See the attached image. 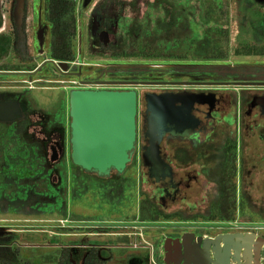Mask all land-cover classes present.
<instances>
[{
  "label": "rangeland",
  "instance_id": "1",
  "mask_svg": "<svg viewBox=\"0 0 264 264\" xmlns=\"http://www.w3.org/2000/svg\"><path fill=\"white\" fill-rule=\"evenodd\" d=\"M22 3L23 0H0L1 71H30L50 59L46 0H25L26 11L21 8ZM258 5L257 0H77L76 58L75 64H69L74 73H63L54 62L48 61L43 70L33 74L32 80L25 73L0 74V91H14L33 106L35 101L41 100L37 109L42 108L41 111L49 115L53 113L57 125L65 128L68 135L67 96L72 89L67 90L69 87L65 85L70 84L63 81L79 80V72L83 79L90 80L167 81L172 78L173 69L211 73L212 69L231 67L236 77L219 79L264 81V55L244 53L248 48L241 44L264 50V17L259 25L251 21L254 11L264 10ZM246 13L249 16L245 18ZM24 14L26 42L25 52L21 54L13 47V18L20 24ZM95 14L101 22L100 28L110 31L117 40L107 49L92 35ZM207 34L220 41L217 49L216 45L206 44ZM220 50L228 56L209 59L202 54ZM198 76L218 79L208 74ZM176 78L184 76L176 75ZM138 87L144 91L146 87L166 86ZM59 99L62 102L57 106L55 102ZM18 127L19 121L0 123L1 172L10 177L16 175L20 185L15 193L10 191L11 184L0 181V233L14 235L11 245L18 249L17 264H57L64 247H71L73 264H83L91 247L98 249L106 264H166L165 240L186 232H197L205 237L223 232H253L264 238L263 144L259 145L262 150L254 154L242 150L237 168L240 201L233 220L212 218L215 203L211 204V200L216 189L205 179L201 187L189 194L186 202L179 201L168 208L156 201L160 214L155 220H145L141 206L144 199L152 197V179L142 171L138 154L121 174L113 171L110 176H99L85 172L80 179L70 155L60 163H52L48 157L43 159L42 154L35 151L32 134L20 132ZM200 166L195 164L193 168ZM46 177L56 185L52 195L38 194L33 189L37 180ZM122 177L127 179L128 186L123 198L106 197L107 190L101 189L99 183ZM64 183L67 185L66 202L62 197ZM57 192L61 199L55 206ZM173 211L192 216L182 218L174 213L165 218V214L171 215ZM263 256L262 249L261 261Z\"/></svg>",
  "mask_w": 264,
  "mask_h": 264
},
{
  "label": "flooded vegetation",
  "instance_id": "2",
  "mask_svg": "<svg viewBox=\"0 0 264 264\" xmlns=\"http://www.w3.org/2000/svg\"><path fill=\"white\" fill-rule=\"evenodd\" d=\"M94 23L99 29L92 35L98 39L102 47L107 49L115 45L117 40L110 31V38L106 42L101 40L100 32L104 29L100 28L101 22L97 20L96 14L93 16L92 26ZM79 43H82L81 38ZM45 61L34 70L25 72L0 70V74L25 73L32 80L33 74L43 70V65L47 63ZM68 67L66 68L68 71L59 70L66 74L74 73L72 67L69 65ZM230 68L212 69L211 73H203L200 70L192 73L188 68L173 69L172 78L166 81L167 84H163L166 87L152 89L146 87L144 91L138 87V134L135 155L140 156L144 174H148L152 179L153 198L151 199L154 202H161L168 208L179 201L186 202L189 194L205 179L212 182L216 189V194L212 196V204L221 200L218 181L229 178L236 186V202L239 203L237 182L240 172L237 168L240 167L242 150L246 149L248 154H254L256 150H262L259 145H264V81L219 79L222 76L236 77L234 69ZM198 74H208L218 79L208 80L199 77ZM81 75L77 76L79 82L103 81L83 79ZM176 75H182L184 78L178 79ZM39 80L44 82L46 79ZM73 81L75 80H66L65 83L70 84L65 85L69 87L67 90L89 88L71 85ZM89 89H129V87L106 83L100 88ZM67 98L69 106V94ZM11 100H18L23 112L22 117L13 122L27 123L24 132L32 134L31 141L36 143L35 151L41 150L52 163H60L64 156L70 155V123L66 135V129L57 125L53 113L49 115L50 113L41 111L42 108L37 109L41 100L35 101L33 106L32 103L26 104L22 100V95H17L14 91H0V101ZM61 102L62 99H59L55 104L58 106ZM36 103L39 105L36 106ZM165 104L168 115H158L163 113ZM195 164L201 166L193 168ZM209 175H214L217 180L211 179ZM171 213V216L176 213L182 218L192 216L180 211ZM193 233L195 234L193 241L199 237L206 238L197 232ZM226 233L234 232L217 235ZM183 235L168 238L182 241ZM179 264H184V259H181Z\"/></svg>",
  "mask_w": 264,
  "mask_h": 264
},
{
  "label": "water",
  "instance_id": "3",
  "mask_svg": "<svg viewBox=\"0 0 264 264\" xmlns=\"http://www.w3.org/2000/svg\"><path fill=\"white\" fill-rule=\"evenodd\" d=\"M264 1V0H260ZM95 16V15H94ZM97 33V25L92 26ZM102 41L110 38L100 32ZM52 61L66 69V61ZM31 73V72H30ZM81 73H77L80 76ZM103 84L128 86L129 89L74 88L69 93L70 158L74 165L99 176L113 171L123 173L135 156L137 141L138 86L168 83L159 80H103ZM18 100L0 101V122H13L22 117ZM168 115L165 104L163 113ZM168 171V169H167ZM187 232L182 241L167 238L164 243L166 264H264L261 251L264 238L253 232L226 233L215 237H199Z\"/></svg>",
  "mask_w": 264,
  "mask_h": 264
},
{
  "label": "trees",
  "instance_id": "4",
  "mask_svg": "<svg viewBox=\"0 0 264 264\" xmlns=\"http://www.w3.org/2000/svg\"><path fill=\"white\" fill-rule=\"evenodd\" d=\"M259 3L260 8H264V1L257 0ZM76 2L77 0H46L45 3V13L46 18L50 22V58L57 60V61H74L76 58L75 50H74V37L77 35V28H78V19L76 16ZM21 8L25 10L26 3L23 0ZM252 11V10H250ZM247 12V11H246ZM264 10L261 11H254L251 19L253 23H257V25L261 24L262 19L264 17ZM249 14H245V18L248 17ZM25 20L26 14L22 16L21 23L16 22V18H13V23L15 25L14 36H13V47L15 50L21 54H23L24 46L26 42V31H25ZM1 17H0V26H1ZM214 30V29H213ZM217 37L214 35L207 34L206 44L209 46H215L217 49V45L220 41L216 40ZM244 47L248 48L247 54H258L264 55V50L259 51L257 46L249 47L245 43H241ZM257 45V44H256ZM264 46V45H263ZM253 48V49H252ZM202 51H200L199 55H201ZM125 53L124 55H126ZM205 56H209V59H223L228 56L226 52L220 50L216 53H202ZM123 55V54H122ZM27 123L24 121L19 122V131L24 132L26 129ZM39 154H42L43 159H47L45 154L39 150ZM3 150L0 148V159H2ZM65 156L63 157V161L65 160ZM70 158V156H69ZM48 160V159H47ZM71 160V158H70ZM72 163V160H71ZM74 168H77L76 172L78 178L83 177V173L87 172L83 170L80 166L74 165ZM216 170L218 168H215ZM91 173V172H89ZM94 174V173H93ZM121 174V173H120ZM97 175V174H96ZM211 179L217 180L214 175H209ZM126 180L122 177L119 180H112V181H102L99 183V187L101 189L107 190L105 195L110 199H122L125 195V191L128 186L125 184ZM0 181L4 182L5 184L10 185V191L17 193L20 188V185L17 181V176H8L7 174L1 172L0 168ZM40 182V183H39ZM219 184V191L221 194V200L215 202L213 208L215 209L212 215V218L217 217L220 220L224 221H231L235 218V210L238 208V204L236 202V186L232 184L231 179L223 178L222 180L218 181ZM53 181L50 180V177H46L45 179L37 180V184L33 188L35 191L52 193L56 190V185L52 184ZM55 187V188H54ZM62 190H65L63 193V201L66 202V190L67 185L64 183V187ZM52 195V194H51ZM57 192L54 196L55 206L58 204L59 200L61 199ZM57 197V198H56ZM59 208V207H58ZM142 217L143 219H151L155 220L157 216L160 214V211L156 205V203L149 197L144 199L142 203ZM171 215L165 214V218H169ZM185 217V216H184ZM183 217V218H184ZM14 241V235L9 234H1L0 233V264H17V255L18 249L14 248L11 243ZM26 264H30L27 262ZM57 264H73L72 261V249L71 247H64L61 251L59 262ZM83 264H106V260L103 259L99 255V251L96 247H91L83 259Z\"/></svg>",
  "mask_w": 264,
  "mask_h": 264
},
{
  "label": "built area",
  "instance_id": "5",
  "mask_svg": "<svg viewBox=\"0 0 264 264\" xmlns=\"http://www.w3.org/2000/svg\"><path fill=\"white\" fill-rule=\"evenodd\" d=\"M71 63H74L75 64V62L74 61H69V62H67V64L69 65V64H71ZM80 64V63H79ZM68 67V66H67ZM69 68V67H68ZM61 71H68L67 69H60ZM64 83L66 82V81H63ZM73 84H74V86H81V87H89V88H100V87H102L103 85H105V84H103V83H101V82H95V81H93V82H79V81H77V80H75V81H73Z\"/></svg>",
  "mask_w": 264,
  "mask_h": 264
}]
</instances>
